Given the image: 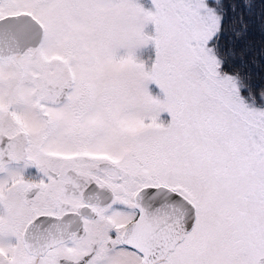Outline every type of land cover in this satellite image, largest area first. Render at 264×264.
<instances>
[{"label":"snow or ice","instance_id":"snow-or-ice-1","mask_svg":"<svg viewBox=\"0 0 264 264\" xmlns=\"http://www.w3.org/2000/svg\"><path fill=\"white\" fill-rule=\"evenodd\" d=\"M152 3L0 0V264H264V0Z\"/></svg>","mask_w":264,"mask_h":264},{"label":"rangeland","instance_id":"rangeland-1","mask_svg":"<svg viewBox=\"0 0 264 264\" xmlns=\"http://www.w3.org/2000/svg\"><path fill=\"white\" fill-rule=\"evenodd\" d=\"M134 3L139 5L146 12L155 13V6L152 0H134ZM144 33L148 36L155 35V26L152 23H148L144 26ZM127 55V50L120 49L117 52V57H122ZM135 57L138 61L145 63L146 67L150 68L152 62L155 59V46L153 43L149 42L147 45L135 50ZM149 94L154 98L163 101L165 99L164 93L159 89L155 83H149L147 85ZM170 116L167 113H162L160 116V121L167 124L170 122Z\"/></svg>","mask_w":264,"mask_h":264},{"label":"flooded vegetation","instance_id":"flooded-vegetation-1","mask_svg":"<svg viewBox=\"0 0 264 264\" xmlns=\"http://www.w3.org/2000/svg\"><path fill=\"white\" fill-rule=\"evenodd\" d=\"M29 171L31 174L35 175V169H30Z\"/></svg>","mask_w":264,"mask_h":264}]
</instances>
